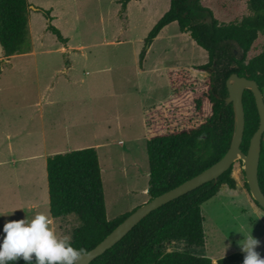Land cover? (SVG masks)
Listing matches in <instances>:
<instances>
[{
    "label": "rangeland",
    "instance_id": "1",
    "mask_svg": "<svg viewBox=\"0 0 264 264\" xmlns=\"http://www.w3.org/2000/svg\"><path fill=\"white\" fill-rule=\"evenodd\" d=\"M27 1L49 11L50 23L67 40L69 54H61L60 47L65 44L47 30L45 16L31 9L29 39L34 41L37 55L12 61L17 63L12 69L4 65L0 85L8 82L12 91L16 84L5 77L31 74L35 67L41 70L43 84L44 77L54 71L57 75L56 136L63 134L64 124H70L72 141L68 146L69 139L61 141L58 138L54 152L61 154L67 152L68 147L80 150L77 148L97 144L106 218L111 221L131 213L144 204L141 202L149 200L144 191L148 189L146 140L150 131L158 135L187 129L204 122L210 114L208 102H204L200 116L195 115L193 106V100L207 91V74L194 69L207 63V53L172 23L146 48L140 67L139 55L144 49L145 38L168 11L170 0H142L141 3L136 0L128 3L125 10L121 0ZM201 4L210 8L220 23L239 22L249 14L247 0H202ZM39 43L42 53H38ZM263 45L264 34H259L246 61L259 54ZM3 62L0 61V66ZM76 136L78 142L74 143ZM7 149L5 138L0 139V157ZM34 166L37 174L39 164ZM21 167L23 164L15 169L0 167V178H3L0 196L7 199L8 195L10 200L5 202L15 206L24 217L32 213L46 215L48 204H45L41 186L37 196L32 189L24 188L20 193L21 187L15 191L11 187L6 189L8 181L14 186L15 182L26 184L25 178L19 177ZM231 175L236 180V188L231 190L223 186L201 205L205 254H244L238 242L249 233L257 240L262 238L264 244V221L252 212L248 202L253 200L244 187L241 161L233 164ZM35 176L32 175V181ZM30 205L36 208L28 210ZM259 212L264 213L261 209ZM6 216L0 215V236L3 238V227L8 222L4 220ZM78 225V219L72 215L55 220L53 226L57 227V235H71ZM185 250L195 254L187 245ZM260 256L264 258V253Z\"/></svg>",
    "mask_w": 264,
    "mask_h": 264
},
{
    "label": "trees",
    "instance_id": "2",
    "mask_svg": "<svg viewBox=\"0 0 264 264\" xmlns=\"http://www.w3.org/2000/svg\"><path fill=\"white\" fill-rule=\"evenodd\" d=\"M130 1H120L123 10ZM201 2L170 0L168 11L148 33L139 55L141 67L146 48L165 26L176 22L179 31L189 34L208 57L207 63L194 67L207 74V91L193 100V106L195 115L200 116L204 102H208L209 116L197 126L154 135L146 141L149 200L199 174L227 151L234 118L232 105H225L224 99L227 96L225 82L231 74L254 80L264 97V45L259 54L246 61V55L258 35L264 34V0H247L249 14L239 22L228 24L220 23L211 9ZM31 9L41 12L48 21L47 30L59 42L66 44L67 40L51 25L49 11L34 7L27 0H0V48L3 57L30 52L28 16ZM237 48L242 52V59L233 54ZM242 102L245 125L241 150L246 153L259 118L250 91H244ZM232 166L216 181L205 183L152 211L90 264H213L210 258L200 253L206 240L201 205L212 199L222 186L231 190L236 188V180L231 175ZM46 181L51 218L63 219L74 215L78 219L79 225L71 232L72 246L76 249L89 251L94 248L130 214L107 220L101 170L93 147L49 156L46 159ZM258 182L264 194V135ZM244 187L248 192L245 181ZM174 239L185 240L195 254L187 250L165 254V242L170 243ZM243 259L244 254L234 253L216 260L215 264H239ZM9 264L26 262L21 258Z\"/></svg>",
    "mask_w": 264,
    "mask_h": 264
},
{
    "label": "crops",
    "instance_id": "3",
    "mask_svg": "<svg viewBox=\"0 0 264 264\" xmlns=\"http://www.w3.org/2000/svg\"><path fill=\"white\" fill-rule=\"evenodd\" d=\"M133 1L136 0H131L129 3L131 4ZM141 1L142 0H139L140 3ZM29 17L30 14L28 16V31H29V23H30ZM172 23H176V22H172ZM29 38H30V34H29ZM29 40H30L31 50L29 53L26 54L14 55L5 58L3 57L2 50L0 48V61L4 60L3 64H1L0 66V74L4 69L3 68L4 65H9V67H11L12 69L13 66L17 65V63H12V61L19 62L18 61L19 58H26L27 56L37 55L34 41H31V39ZM64 46L60 47V52L62 55H66V54L68 55L69 48L66 46V44ZM38 47L40 51L38 53H42L40 49L42 48L40 43ZM35 61L36 60H33L32 62L35 63ZM32 70L34 72L31 74L24 73V74H18L17 76L12 75L9 77L8 76L5 77V78H9L10 80H13V82L16 84V86L12 91L10 90L11 86L8 84V82L6 83L9 86H6V83L3 86L0 85V139L5 138L8 145V149L5 152H3L4 153L3 156L0 157V167L9 166L15 169L18 164H23V167H21L22 168L21 176L19 177H24L25 180L27 181L26 184L25 183L19 184L15 182V186H14V184L10 185L8 181V183L6 184V189L9 190L11 187L12 188L11 190L15 191L17 188L21 187V189L18 190V193L22 192L24 188L30 190L32 189L35 192V195L37 196V191L42 187L45 204L46 203L48 204L47 181H46V159L49 156H53L56 153H58L56 151L54 152V148L57 145L58 138L61 141H64V139L66 140L69 139L70 142L66 143V145L68 146L71 145L72 142L71 130H70V124L67 125L64 124L63 134L60 135L59 137L58 135L56 136L55 79L57 75L53 71V73L49 74L47 77H44V82L43 84H41V79L43 78L39 74L41 70L38 67H35ZM29 78L31 79L29 80ZM10 94H12V96H10ZM149 134L150 135L147 137V140L152 136H154L151 134V131ZM77 137L78 136L75 137V140L73 139L74 143L78 142ZM90 147H94L95 150H97L98 145L93 144ZM66 149L67 152L74 151L69 147ZM77 149H84V148L81 147ZM27 162H30V164L27 165L26 164ZM34 164L36 165L39 164L40 171H38L37 174L33 169L35 168ZM32 175L33 176L36 175L35 176L36 178L33 181L31 178ZM2 179L3 178H0V182ZM222 187L220 188L219 191H221ZM144 193L147 194V189H145ZM6 198L7 199L0 196V215L2 216L8 215L5 217L4 220L11 222L14 221L16 218H18L17 221H19L22 220V218L31 219L36 215L35 213H32L27 215V217H24L22 214H20L21 212L15 206H12L5 202V200L7 201L10 200L8 195ZM145 202L146 200H144L141 203H145ZM248 202L252 208V212L255 215L259 216L264 221V216L261 217V215L264 213L261 214L258 211L260 210V208L252 201L248 200ZM35 208L36 207H34L33 205H30L28 206L27 209L33 210ZM14 213H17L16 216L14 215ZM46 215L51 218L49 214V205H47ZM51 219L53 220V218ZM55 220H60V219H54L53 225ZM53 225L52 227L54 228L56 233H58L57 227ZM2 241H3V237L0 236V243H2ZM259 242L260 245L255 250L263 254L264 244L262 242V238H259ZM205 249H206V244L202 249L203 255L210 258L213 264L216 263V260L226 257L231 253L229 252L226 254H215V252L211 251L212 252L211 254L212 256H211L209 254H205Z\"/></svg>",
    "mask_w": 264,
    "mask_h": 264
},
{
    "label": "water",
    "instance_id": "4",
    "mask_svg": "<svg viewBox=\"0 0 264 264\" xmlns=\"http://www.w3.org/2000/svg\"><path fill=\"white\" fill-rule=\"evenodd\" d=\"M233 54L237 56L238 59L243 58L242 52L239 48L234 50ZM225 86L227 96L225 97L224 102L225 105H232L234 118L233 134L225 154L217 162L199 174L137 207L100 243L87 251L89 255L79 261L78 264H90L93 260L118 243L152 211L189 193L190 191H193L205 183L216 181L219 176L225 173L236 161H241L243 163V173L248 192L257 206L264 211V194L262 193L258 182V165L261 152V142L264 135V97L254 80L239 77L235 73L227 78ZM245 90L252 93L259 118L258 127L249 141L246 153L241 150L245 125L242 99Z\"/></svg>",
    "mask_w": 264,
    "mask_h": 264
},
{
    "label": "clouds",
    "instance_id": "5",
    "mask_svg": "<svg viewBox=\"0 0 264 264\" xmlns=\"http://www.w3.org/2000/svg\"><path fill=\"white\" fill-rule=\"evenodd\" d=\"M52 225L53 220L43 213H37L31 219L6 222L3 227L5 235L0 243V264L21 258L26 264H33V260L35 264H78L89 255L85 248L72 246L71 235H57ZM243 236L244 239L238 242L245 254L243 264H264V258L255 250L260 245L259 240L251 233ZM185 247L183 239L166 241L165 254L183 252Z\"/></svg>",
    "mask_w": 264,
    "mask_h": 264
}]
</instances>
